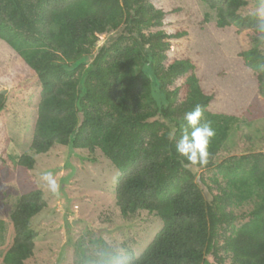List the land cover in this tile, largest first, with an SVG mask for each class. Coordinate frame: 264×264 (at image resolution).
Listing matches in <instances>:
<instances>
[{
    "label": "trees",
    "instance_id": "16d2710c",
    "mask_svg": "<svg viewBox=\"0 0 264 264\" xmlns=\"http://www.w3.org/2000/svg\"><path fill=\"white\" fill-rule=\"evenodd\" d=\"M151 1L0 0V41L41 86L30 150L35 155L56 146L100 151L119 172L120 214L146 211L161 220V230L144 251L137 257L128 253L117 264H224L220 250L229 254V264H264V154L214 163L234 119L208 111L212 97L202 91L189 60L168 62L169 39L181 34L160 30L164 14ZM201 1L216 11L217 28L261 34L257 15L239 14L246 0ZM121 27L125 33L102 44L86 67L98 36ZM240 56L264 95V55L252 48ZM197 106L215 136L207 164L192 168L213 171L208 180L217 194L202 175L181 166L175 151L187 129L185 114ZM3 107L0 95V112ZM174 126L176 138L170 140ZM19 164L31 170L35 161L21 156ZM248 202L253 203L248 220L235 227L232 208ZM46 207L39 189L19 198L10 216L14 237L4 264L32 258L30 221ZM98 261L109 258L101 253Z\"/></svg>",
    "mask_w": 264,
    "mask_h": 264
},
{
    "label": "rangeland",
    "instance_id": "374dc122",
    "mask_svg": "<svg viewBox=\"0 0 264 264\" xmlns=\"http://www.w3.org/2000/svg\"><path fill=\"white\" fill-rule=\"evenodd\" d=\"M151 4L164 14L160 30L181 34L169 39L168 62L189 60L202 91L212 97L208 111L234 119L214 163L264 154V95L256 74L240 56L252 48L264 55V34L217 28L216 11L201 0H152ZM257 6L258 0H246L239 14H255ZM124 33L121 27L98 36L93 54L84 59L86 67L102 44ZM183 81L180 78L175 86ZM0 91L5 92L0 112V264L14 237L10 216L19 198L35 189L41 191L47 207L30 221L35 233L33 256L24 264H117L128 253L139 256L161 230V220L146 211L127 217L120 214L115 200L119 172L100 151L90 154L56 146L45 155H35L30 150L41 86L26 63L2 41ZM21 156L34 159L31 170L19 164ZM191 169L205 178L213 194L219 192L208 180L212 170ZM45 172H51L60 186L58 195L40 179ZM252 206L248 202L232 208L235 227L248 220ZM101 253L108 256V262L98 261ZM219 255L229 264V254L220 250ZM207 259L213 261L211 256Z\"/></svg>",
    "mask_w": 264,
    "mask_h": 264
},
{
    "label": "clouds",
    "instance_id": "9594fccd",
    "mask_svg": "<svg viewBox=\"0 0 264 264\" xmlns=\"http://www.w3.org/2000/svg\"><path fill=\"white\" fill-rule=\"evenodd\" d=\"M255 15L264 18V0H258ZM260 33L264 34V19L257 24ZM264 39V36L261 37ZM187 129L181 134L179 140L176 141L175 151L180 159V164L186 169L194 166H203L208 162L209 145L215 136V129L210 121L203 119V112L199 106L193 111L185 114ZM177 129L174 126L168 134L170 140L176 138ZM40 179L45 182V186L53 194H59L57 181L51 172H45Z\"/></svg>",
    "mask_w": 264,
    "mask_h": 264
},
{
    "label": "water",
    "instance_id": "95a60500",
    "mask_svg": "<svg viewBox=\"0 0 264 264\" xmlns=\"http://www.w3.org/2000/svg\"><path fill=\"white\" fill-rule=\"evenodd\" d=\"M5 92L4 91H0V95H3Z\"/></svg>",
    "mask_w": 264,
    "mask_h": 264
}]
</instances>
